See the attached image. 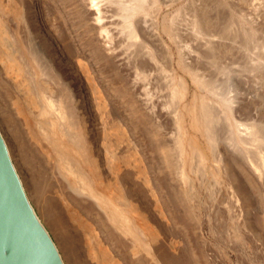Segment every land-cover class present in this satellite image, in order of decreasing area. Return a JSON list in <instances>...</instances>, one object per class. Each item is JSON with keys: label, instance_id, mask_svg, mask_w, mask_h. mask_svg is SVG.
Returning <instances> with one entry per match:
<instances>
[{"label": "rangeland", "instance_id": "obj_1", "mask_svg": "<svg viewBox=\"0 0 264 264\" xmlns=\"http://www.w3.org/2000/svg\"><path fill=\"white\" fill-rule=\"evenodd\" d=\"M75 1L45 0V5L56 16L70 56L82 58L91 76L100 82L107 103L112 105L111 120L124 124L130 141L152 165L162 200L163 218L150 216L158 229L157 236L150 240L140 232L128 234L127 223L115 210V204L108 197L102 198L100 208H110L108 220L122 242L121 247L112 250L113 254L118 255L121 264H173L171 257L181 259V264H264V179L251 193L247 205L237 203L232 198L230 181L214 160L207 140L210 136L220 149L235 142L247 154L254 147L240 140L225 102L227 98H232L233 105H237L235 109L241 107L237 117H241L242 123H239L245 124L244 127L256 125L264 132V0H143L130 25L122 8L129 0H99L103 5V32L99 40L92 28L94 4L86 0L88 16L85 15L84 22ZM22 9L29 13L27 1ZM199 20L205 22L204 28L194 26ZM136 22L149 32L145 39L129 38L131 24L136 27ZM153 32L162 39L168 52L150 36ZM109 44L113 54L107 51ZM170 53L174 70L187 83L179 105L182 115L179 129L173 118L176 103L167 64ZM57 59L64 83L78 93L83 89L79 74L75 75L73 70L70 73L62 57ZM132 83L136 84L135 89L130 87ZM146 98L152 99L150 102L156 106L155 114L143 107ZM94 110L87 126L98 149L100 165L107 172ZM3 135L29 201L67 264L55 233L41 216V202L31 196L29 172L4 132ZM178 136L183 141L185 172L195 180L199 203L192 200L188 191L189 178L183 179L182 184L176 175ZM47 138L56 152L77 162L72 150L63 147L55 135ZM161 143L164 153L158 148ZM190 144L203 153L204 169L190 160ZM125 150L126 145L122 144L117 152ZM124 174L130 175L129 184L137 188L138 192L132 195L134 200L139 201L140 196L142 203L149 206L144 188L135 180L132 169L122 167L119 176ZM159 183L165 189H159ZM130 185L125 184V188ZM81 243L84 247L85 239ZM83 259L84 264H95L87 255Z\"/></svg>", "mask_w": 264, "mask_h": 264}, {"label": "bare ground", "instance_id": "obj_2", "mask_svg": "<svg viewBox=\"0 0 264 264\" xmlns=\"http://www.w3.org/2000/svg\"><path fill=\"white\" fill-rule=\"evenodd\" d=\"M26 1L28 14L25 13L26 9H22ZM85 2L86 0L75 1L82 11L81 20L84 22L88 12ZM89 2L94 4L92 28L98 39L103 32V5L99 0ZM142 2L143 0H129L128 4L123 5L129 25ZM55 17L45 5V0H0V133L12 162L13 157L3 132L17 152V158L29 172L28 186L31 196L41 202V216L55 233L67 264H84V255L90 257L95 264H121L118 255L113 254L115 248L122 246V242L116 228L108 220L110 215L107 212L110 208L101 209L99 202H102L104 197L112 200L116 206L115 210L127 223L125 231L128 234L136 231L153 240L158 234V229L151 222L150 216L154 214L163 218L160 207L162 200L156 189L157 181L152 165L130 141L124 124L111 120L112 105L111 102L107 103L100 82L91 76L82 58L70 56ZM202 20L201 23L200 20L195 22L194 26L204 28L205 22ZM128 36L131 39H145L149 32L136 22V27L131 24ZM150 36L168 52L156 32L150 33ZM107 51L113 54L110 44ZM57 56L65 60L64 64L70 73L73 70L75 75L79 74L83 89L78 93L69 87V83H64ZM173 62V55L170 53L167 64L174 83L176 103L173 118L179 129L182 116L179 105L185 97L187 83L183 77L177 75ZM182 63L190 70L185 61ZM130 87L135 89L136 84L132 83ZM146 95L145 93L144 96ZM151 100L146 98L142 105L149 108L151 114H155L156 106ZM86 101L89 103L86 104ZM225 102L230 107L240 140L254 146V149L252 148L251 152L247 150V154L235 142L220 149L214 145L210 136H207V140L214 160L220 163L223 173L230 181L232 198L237 203L247 205L251 193L264 179V132L256 125L244 127L242 120L239 121L241 117H237L241 107L235 109L237 105H233L232 98H227ZM92 109H95L94 115L96 114L100 141L105 153L104 166L107 172L103 171V166L100 165L98 149L91 141L90 129L87 126V122L92 120ZM206 129L207 132L210 130L209 125ZM179 131L176 132L178 135ZM49 135H55L63 147L70 148L77 162L56 152L49 145ZM176 141L177 178L182 184L183 179L189 178L188 191L192 200L199 203L195 180L190 179L185 172L183 141L180 136ZM122 144L126 145V150L119 153L117 150ZM158 148L164 153L162 143ZM189 156L190 160L200 164L202 169L206 167L204 155L198 147L190 144ZM122 167L132 169L135 180L144 188L149 206L142 203L139 195V201L134 200L132 195L136 193L137 188L129 184V174L119 176ZM125 184L131 187L125 188ZM157 186L159 189H165L160 183ZM171 188L174 192V186ZM199 216L201 213H198L197 218ZM81 239H85L84 247ZM155 251L158 253L157 249ZM170 261L173 264L183 262L177 257H171Z\"/></svg>", "mask_w": 264, "mask_h": 264}, {"label": "water", "instance_id": "obj_3", "mask_svg": "<svg viewBox=\"0 0 264 264\" xmlns=\"http://www.w3.org/2000/svg\"><path fill=\"white\" fill-rule=\"evenodd\" d=\"M0 264H64L27 197L1 133Z\"/></svg>", "mask_w": 264, "mask_h": 264}]
</instances>
